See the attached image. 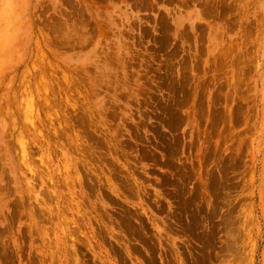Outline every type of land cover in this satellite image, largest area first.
I'll list each match as a JSON object with an SVG mask.
<instances>
[{
  "label": "rangeland",
  "instance_id": "rangeland-1",
  "mask_svg": "<svg viewBox=\"0 0 264 264\" xmlns=\"http://www.w3.org/2000/svg\"><path fill=\"white\" fill-rule=\"evenodd\" d=\"M0 50V264H264V0H0Z\"/></svg>",
  "mask_w": 264,
  "mask_h": 264
},
{
  "label": "bare ground",
  "instance_id": "bare-ground-1",
  "mask_svg": "<svg viewBox=\"0 0 264 264\" xmlns=\"http://www.w3.org/2000/svg\"><path fill=\"white\" fill-rule=\"evenodd\" d=\"M5 41H7L6 39H5ZM3 44H5V43H3ZM2 46V45H1ZM3 47H4V45H3ZM2 47V48H3ZM5 48V47H4ZM1 51V50H0ZM33 52V51H32ZM34 53V52H33ZM38 54V53H37ZM43 69V68H42ZM10 131V130H9ZM64 172V171H63ZM48 199V198H47ZM56 200V199H55ZM48 201V200H47ZM47 204V203H46ZM51 204V203H50ZM67 204V203H66ZM46 206V205H45ZM57 208V207H56ZM40 209V208H39ZM43 209V208H42ZM68 209V208H67ZM45 210V209H44ZM53 211V210H52ZM55 211V210H54ZM53 211V212H54ZM38 213V212H37ZM61 214V213H60ZM54 215H55V212H54ZM57 216V215H56ZM61 217V216H60ZM55 218V217H54ZM57 220V219H56ZM45 221V220H44ZM49 221H50V219H49ZM54 221H55V219H54ZM50 223V222H49ZM39 225V224H38ZM53 227H54V225H52ZM50 228V227H49ZM57 229V228H56ZM40 230V229H39ZM53 231V230H52ZM36 240V239H35ZM37 241V240H36ZM39 241V240H38ZM41 242V241H40ZM48 245V244H47ZM52 245V244H51ZM54 245V244H53ZM56 245V244H55ZM51 247V246H50ZM61 247V246H60ZM60 250V249H59ZM69 251V250H68ZM57 253H58V251H57ZM66 253V252H65ZM63 254V253H62ZM55 255V254H54ZM70 259H72V258H70ZM72 261V260H71Z\"/></svg>",
  "mask_w": 264,
  "mask_h": 264
}]
</instances>
